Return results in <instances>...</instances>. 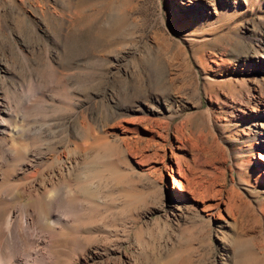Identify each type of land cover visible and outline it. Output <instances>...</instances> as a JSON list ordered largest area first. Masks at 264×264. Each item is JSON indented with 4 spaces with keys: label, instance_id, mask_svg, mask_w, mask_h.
Masks as SVG:
<instances>
[{
    "label": "rangeland",
    "instance_id": "374dc122",
    "mask_svg": "<svg viewBox=\"0 0 264 264\" xmlns=\"http://www.w3.org/2000/svg\"><path fill=\"white\" fill-rule=\"evenodd\" d=\"M0 109L19 156L77 160L56 264L93 221L113 251L79 264H264V0H0ZM10 164L0 216L44 210Z\"/></svg>",
    "mask_w": 264,
    "mask_h": 264
},
{
    "label": "bare ground",
    "instance_id": "6f19581e",
    "mask_svg": "<svg viewBox=\"0 0 264 264\" xmlns=\"http://www.w3.org/2000/svg\"><path fill=\"white\" fill-rule=\"evenodd\" d=\"M6 112L7 111L5 109H0V140H4V139L7 140L6 137L10 138L11 144H8L6 142L9 146L3 148L0 154V182H2L0 184V206L3 203L11 202L12 199H14L13 197L18 198L20 196V194L18 193L20 190L16 189L18 188L17 185L15 186L16 187L15 188L11 186L12 183H3L5 176H6L5 174L6 172L4 173L3 171V166L7 165L10 162L11 164H13L14 162L15 166L22 167L24 171V179H26V181L27 180L30 181L29 183L30 186H28L29 188L27 187L28 190L23 191V196L27 197V195L33 190L29 198L39 199V197L41 198L46 197L47 205L44 210H38L39 208L37 207L38 208L37 209L36 207H34V205L29 206L28 203L19 202L14 206H10L7 212L4 214V216H0V264H56L58 261V256L56 252L54 251V247L59 238V230L61 231V229L65 227V224H69V223L78 224L80 222L77 212L73 208V204H72L73 202L70 199L72 196L69 198L68 202L66 201L64 202V199H63L64 194L66 195L72 192L73 194H75L76 192H78V190L77 191L74 190V188H76L75 185L79 184L77 183L79 179L77 176L78 174L76 173L78 172V170L75 172L73 171L71 172L70 170V169H73L71 167H74L75 165L74 160L76 159L68 158V159L61 160L57 158L56 161L54 160L55 163H53L52 161H47V159L43 160L41 157L38 161L36 160L33 162L30 159L26 160V158L28 157H27V150L25 148L21 149L25 153L23 152L22 153L23 155L19 156L17 154L19 149H16V146H15L17 145V143L15 144V139H16L15 134L19 130L15 124L14 125H12L13 123L10 124L11 119L4 116ZM90 157H93V156H90ZM83 159L86 160V157H84ZM95 160H97L96 157H95ZM92 162L93 160L89 163L87 161L86 163H88L89 166H92L90 165L92 164ZM42 165H44L45 167L48 166L49 172L47 173L43 172V170L39 168ZM85 166L86 165H84V169H85ZM46 170L48 171V169ZM64 170H69V173L67 174L68 178L67 177L64 178L63 172L66 173V171ZM92 170H93V167H92ZM86 171H87V175L84 176L83 174V180L81 179L82 181L80 184H83V186H86L84 188L86 189L88 188L89 190L91 189L90 187H91V183L93 179L90 174L92 173V171H90V167L84 170V172ZM81 173L79 172V174ZM77 187L78 189L81 188V186L79 188V185ZM89 193L92 194L91 191ZM86 198H89V197H86ZM107 223L105 225H108ZM88 224H89L88 226H84V227H81V229H78L80 233L82 232L85 234L80 236L81 238H78V239L76 238L73 241L77 247V250H76L77 255L75 256V259L70 261L68 264H79V263H82L83 260L84 262H89L97 257L106 256V255L110 256L112 254L111 250L113 251V248H111V245L110 246L108 245L109 243L106 245L107 238L110 237L106 233L108 232L109 227L107 229V227L103 223H101L103 224L102 227L96 224L94 225V221ZM111 231L110 233H112ZM100 234H103V236L101 235L103 239L100 240L102 242H99V239L101 238ZM114 236L116 237V235ZM95 241H98V242L95 243ZM87 243H91V248L88 250V252H86L88 249ZM117 254L121 255L120 250H117ZM84 256L86 257V261L84 259L85 258ZM126 258L127 259L124 260L123 264H139V263L143 264L144 262L143 259H139L140 257H136V256H135V259H131L130 257H126ZM163 259L165 261H171V259L166 260V256H164ZM108 264H110V262Z\"/></svg>",
    "mask_w": 264,
    "mask_h": 264
}]
</instances>
